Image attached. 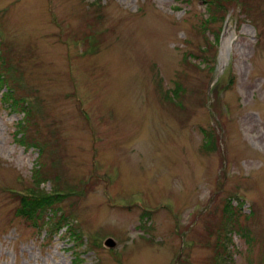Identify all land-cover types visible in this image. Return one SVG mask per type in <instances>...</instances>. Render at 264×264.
Returning a JSON list of instances; mask_svg holds the SVG:
<instances>
[{
	"label": "rangeland",
	"instance_id": "1",
	"mask_svg": "<svg viewBox=\"0 0 264 264\" xmlns=\"http://www.w3.org/2000/svg\"><path fill=\"white\" fill-rule=\"evenodd\" d=\"M220 4L0 0V264H71L56 190L80 264H264V0Z\"/></svg>",
	"mask_w": 264,
	"mask_h": 264
},
{
	"label": "trees",
	"instance_id": "2",
	"mask_svg": "<svg viewBox=\"0 0 264 264\" xmlns=\"http://www.w3.org/2000/svg\"><path fill=\"white\" fill-rule=\"evenodd\" d=\"M209 6H221V2L223 0H201ZM226 1V0H225ZM230 1V0H227ZM223 17H225V14H223ZM3 78L0 75V82H3ZM11 93L8 95V99L10 101L15 102V108H18L19 111L23 112V116L26 115L30 119V112L26 111L25 105L20 100L21 104L17 103V99H14L12 97ZM32 117V116H31ZM27 121V128L23 131L22 134L27 138V144L38 148V142L39 140L36 139V137L33 136L31 129H30V121L26 119ZM23 143V141H22ZM38 156L41 157L43 155V151H41L38 148ZM41 166V163L39 164ZM45 179V178H44ZM42 179V180H44ZM19 204L17 206V214L21 217H23L25 220L30 221V226L36 227H43V228H49L51 232H59L63 233L65 236H68L71 238L72 242L74 243V249H73V258L71 259V264H80V254L77 252V246L80 244V235L76 231L75 228H73L71 222L68 219V216L63 214L61 210L56 206V203L58 202L61 190H56L55 192H49V193H43V194H36V193H30V192H19L17 193ZM46 220L44 221V219ZM45 225V226H42Z\"/></svg>",
	"mask_w": 264,
	"mask_h": 264
},
{
	"label": "water",
	"instance_id": "3",
	"mask_svg": "<svg viewBox=\"0 0 264 264\" xmlns=\"http://www.w3.org/2000/svg\"><path fill=\"white\" fill-rule=\"evenodd\" d=\"M117 245V241L111 237H107L103 241V246L107 248H114Z\"/></svg>",
	"mask_w": 264,
	"mask_h": 264
}]
</instances>
